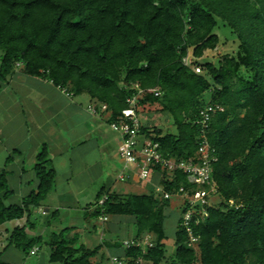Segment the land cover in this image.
<instances>
[{
	"label": "trees",
	"instance_id": "trees-1",
	"mask_svg": "<svg viewBox=\"0 0 264 264\" xmlns=\"http://www.w3.org/2000/svg\"><path fill=\"white\" fill-rule=\"evenodd\" d=\"M219 22L236 35L238 49L217 64L194 60L202 69L197 73L182 59L190 47L196 59L215 49ZM0 53V89L20 66L23 73L72 94L91 93L108 107L110 119L128 106L127 97L143 89L137 114L141 106L158 103L171 116L175 132L156 127L148 133L143 125L139 132L176 160L194 159L204 128L200 109L222 106L204 128L217 157L211 163L217 200L193 229L199 236L196 247L188 244L179 215L174 251L167 255L163 218L170 197H159L152 188L125 194L101 188L85 217L132 216L129 238L148 231L154 250L143 253L133 245L124 251L118 240L90 248L78 243L76 233L67 236L73 227H63L46 242L45 264H102L103 254L96 255L111 245L122 248L114 254L141 255L145 264H264V0H0ZM33 169L34 188L7 203L14 191L0 168V225L28 219L52 189L55 171L44 144ZM174 174L163 173L166 190L187 186L182 171ZM40 241L21 225L12 228L7 245L28 254ZM0 264H10L1 253Z\"/></svg>",
	"mask_w": 264,
	"mask_h": 264
},
{
	"label": "crops",
	"instance_id": "crops-1",
	"mask_svg": "<svg viewBox=\"0 0 264 264\" xmlns=\"http://www.w3.org/2000/svg\"><path fill=\"white\" fill-rule=\"evenodd\" d=\"M111 120L108 107L102 108L91 93L66 95L50 80L25 74L17 66L0 89V168H5L10 188L19 191V198L13 201L36 185L33 164L44 144L55 177L52 189L34 210L44 216L55 215L53 211L61 207L69 212L77 207L82 212L91 210L97 191L108 189L111 177L118 181L116 175L123 168L117 151L120 136L110 128ZM14 149L19 152L13 153ZM8 154L12 157L6 161ZM14 220V227L24 225L29 236H41V225L35 230L29 218ZM7 246L0 249L1 257L12 264L4 257ZM104 247L109 255L122 252L113 245ZM21 252L15 249L14 255L22 261Z\"/></svg>",
	"mask_w": 264,
	"mask_h": 264
},
{
	"label": "built area",
	"instance_id": "built-area-1",
	"mask_svg": "<svg viewBox=\"0 0 264 264\" xmlns=\"http://www.w3.org/2000/svg\"><path fill=\"white\" fill-rule=\"evenodd\" d=\"M183 63L190 66L195 72H200V66L195 64L194 60L187 54L182 59ZM66 95L72 93L66 88H61ZM143 89H138L133 96L127 97L128 106L121 111L119 116H116L110 122V128L118 133L120 142L118 144V154L122 159V170L117 174L116 179L120 181L129 180L130 172L135 176L152 185V190L155 194L162 198H169L172 195H177L182 198L181 203V224L186 230L188 236V244L195 246L199 242V236L193 232L194 227L200 220L208 215L207 207L213 204L216 198V186L211 180L212 167L211 163L216 161L214 148L210 146L206 131L204 128L213 111L221 110L220 105H206L199 111V122L203 125L201 139L199 141L197 152L194 159L176 160L173 157L164 156L159 147V143L150 137L139 132L140 120L135 110V105L138 96L142 95ZM157 94V92H155ZM102 108H106L105 104H101ZM94 111L93 107H89ZM127 170L128 174L124 173ZM176 170L182 171L187 178V186H179L177 190H166L163 185V180H167L163 176L166 173L168 177H173ZM154 177H160L161 181L152 183ZM105 195L98 199L102 203ZM101 221L107 219L106 216H100ZM139 246L141 251L154 250L153 236L148 231L142 232L137 237L127 238L122 241V247L129 249L131 246ZM37 248H31L30 253H35ZM146 260L140 255L134 258L133 256L122 254H112L109 256L108 264H145Z\"/></svg>",
	"mask_w": 264,
	"mask_h": 264
},
{
	"label": "rangeland",
	"instance_id": "rangeland-1",
	"mask_svg": "<svg viewBox=\"0 0 264 264\" xmlns=\"http://www.w3.org/2000/svg\"><path fill=\"white\" fill-rule=\"evenodd\" d=\"M214 32L219 36V42L215 49L205 50L201 58H195L192 55V48L188 49V55L193 60H196L199 64L204 61H211L217 64L223 57L228 55H234L238 49V40L236 35L229 30L224 25H219L214 29ZM1 58V53H0ZM202 69L200 70V72ZM207 96V95H206ZM141 110L138 111V118L140 124L148 129V133H153V128H159L162 133L175 132V126L173 124L171 116L166 111L160 110V105L158 103L146 104L140 107ZM3 161V157L0 152V164ZM128 171L125 170L124 173ZM118 174V173H117ZM117 176V175H116ZM160 177H154L152 183L160 182ZM111 190H115L120 194L125 193H144L152 188L150 183L139 180L134 173L130 172L129 180L126 181H116L114 182L111 177V182L108 185ZM107 187V188H108ZM19 191H14V194L6 202H16V198H19ZM212 200H217L212 197ZM182 203V198L177 195H172L169 200V205L165 211V216L163 218V227L167 237L165 238L166 253L171 254L174 251V232L177 226V219L179 215L181 216L180 206ZM66 207H61L54 214L41 215L37 211H33L29 217V221L34 224L33 229L38 226H42V231H40L41 241L39 243V248L35 254H24L21 249L17 248L14 244L7 246V250L4 257H9L12 264H43L47 262V257L49 253V247L47 241L52 232H58L63 227H73L71 230H75L70 233H76L78 235V243H82L87 247L92 248L103 240H118L119 242L129 238L134 233V224L132 216L125 215H107V220L101 221L98 217H88L84 218L82 212L83 208L77 207L74 210H66ZM44 221V222H43ZM24 222V221H20ZM16 220H11L0 225V246H5L8 242V237L10 231L15 226ZM78 228L79 230H76ZM5 229H8L5 232ZM69 229V231H70ZM90 229L91 231H87ZM0 247L2 249L3 247ZM16 247V248H15ZM15 249L20 250L22 261L19 260L15 253ZM103 254L104 262L102 264H108L109 251L106 247H101L100 251L96 255V258ZM109 255V256H108ZM108 256V257H107ZM168 259V258H167Z\"/></svg>",
	"mask_w": 264,
	"mask_h": 264
}]
</instances>
